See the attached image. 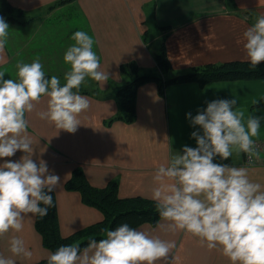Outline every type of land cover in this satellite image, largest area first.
<instances>
[{
  "label": "crops",
  "instance_id": "1",
  "mask_svg": "<svg viewBox=\"0 0 264 264\" xmlns=\"http://www.w3.org/2000/svg\"><path fill=\"white\" fill-rule=\"evenodd\" d=\"M9 1L32 18L8 23V41L0 54V71H6L4 79L16 78L18 60L30 63L39 56L49 79L55 75L63 84L70 68L63 56L74 44L72 35L81 30L93 37L101 70L109 75L103 85L89 78L81 85L79 92L88 98L90 106L80 115L81 125L75 133L58 130L36 116V111L46 109V97H42L35 111L26 113L27 131L34 140L32 159L37 163L43 159L49 171L61 178L55 192L60 231L64 235L103 217L100 209L82 201L80 191L65 188L75 166L83 167L93 185L103 186L116 179L120 196L151 198L152 178L158 166L177 153L182 155L184 146L197 147L192 132L203 134L200 126L191 124L188 113L194 117L206 109L208 102L234 97L236 107L247 110L246 116H264V104L256 105L264 94V77L215 80L204 85L193 80L174 82L162 94L155 81H148L138 87L135 119L115 118L109 122L119 113L114 89L125 80L120 64L134 59L143 69L156 65L155 49L142 37L146 29H151V41L167 33L166 49L176 70L248 59L243 33L254 22L244 11H252L256 20L264 14V0H234L235 8L227 0H68L51 8L57 0ZM152 21L168 28L159 30ZM263 137L264 120L258 138ZM22 155L18 150L13 157L0 159V164L4 160L18 161ZM213 162L247 167L250 179L264 186V163H246L244 153L238 157L233 154L227 160L217 156ZM160 222L159 219L154 225L144 222L135 227L175 241L170 260L159 264H230L219 250L207 249L191 234L161 232ZM12 235L22 237L33 253L31 259L15 257L16 264H31L52 253L42 243L35 215L25 217L22 232L0 238V254L6 257L11 255L8 241Z\"/></svg>",
  "mask_w": 264,
  "mask_h": 264
},
{
  "label": "clouds",
  "instance_id": "2",
  "mask_svg": "<svg viewBox=\"0 0 264 264\" xmlns=\"http://www.w3.org/2000/svg\"><path fill=\"white\" fill-rule=\"evenodd\" d=\"M8 36L9 24L0 17V54ZM243 37L246 56L256 68L264 62V14ZM71 39L74 44L63 56L70 66L63 84L55 75L46 77L39 56L30 63L18 60L15 79H4L6 71H0V159L13 157L18 150L24 153L18 161L0 164V238L22 232L29 214L47 216L53 207L51 193L60 186L61 178L49 171L46 161L32 159L34 140L27 131L26 113L35 111L46 97V109L36 111V116L58 130L75 133L80 115L90 106L79 92L81 85L86 78L101 85L109 80L108 72L101 70L93 37L81 30ZM236 105L234 97L217 99L194 117L187 114L203 134L192 132L197 147L184 146L182 155L177 153L158 166L151 199L161 232L191 234L207 249L219 250L230 264H264V186L250 179L247 167L213 162L217 156L227 160L241 153L250 162L260 158L256 138L264 116H246L247 110ZM102 233L105 238L90 236L83 248L80 242L59 246L47 256V264H159L169 261L176 248L174 240L127 223ZM8 244L11 255L0 254V264H16L15 257L32 258L22 237L12 235Z\"/></svg>",
  "mask_w": 264,
  "mask_h": 264
},
{
  "label": "trees",
  "instance_id": "3",
  "mask_svg": "<svg viewBox=\"0 0 264 264\" xmlns=\"http://www.w3.org/2000/svg\"><path fill=\"white\" fill-rule=\"evenodd\" d=\"M68 0H57L49 8L66 2ZM235 8L234 0H227ZM245 15L255 23L254 13L247 10ZM154 17L153 15H151ZM0 17L7 23L24 22L32 18L25 11L14 6L9 0H0ZM153 23L155 21H152ZM159 30L167 29V25H157ZM151 30V29H149ZM145 30L142 37L148 46H153L156 65L154 68L143 69L139 63L132 59L120 64V71L125 76L123 83L114 89V95L118 102L119 113L110 118L111 122L115 118L132 121L136 117V94L138 87L148 81H155L158 90L162 94L168 84L181 81H197L204 85L215 80L232 79H253L264 77V62L256 68H252L248 59H232L221 62H208L205 64L190 66L186 69L176 70L167 53L165 38L167 33L159 36L155 41H151L152 32ZM49 78V75L46 74ZM88 91L87 89H81ZM94 91L96 89H93ZM264 104V94L256 102V105ZM65 188L68 190H78L81 193L82 201L100 209L103 217L97 221L89 223L69 234H62L56 204V192L51 193L53 207L48 211V215L40 218L35 216V226L42 237V243L52 252L59 246L80 242L81 248L85 247L88 237L100 240L104 237L102 229L114 230L121 224L127 223L130 227L148 222L156 224L160 219L156 211L155 202L146 196L131 195L120 196L118 193V181L112 179L103 186L93 185L87 178L81 166H75L71 175L65 181ZM43 207V205H41ZM31 264H47V258L39 259Z\"/></svg>",
  "mask_w": 264,
  "mask_h": 264
},
{
  "label": "built area",
  "instance_id": "4",
  "mask_svg": "<svg viewBox=\"0 0 264 264\" xmlns=\"http://www.w3.org/2000/svg\"><path fill=\"white\" fill-rule=\"evenodd\" d=\"M256 147L257 150L260 152V158H252L251 162L246 154H244L245 162L249 164H259L264 163V137L256 139Z\"/></svg>",
  "mask_w": 264,
  "mask_h": 264
}]
</instances>
